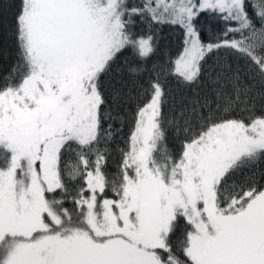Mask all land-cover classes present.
I'll return each mask as SVG.
<instances>
[{"label":"snow or ice","instance_id":"snow-or-ice-1","mask_svg":"<svg viewBox=\"0 0 264 264\" xmlns=\"http://www.w3.org/2000/svg\"><path fill=\"white\" fill-rule=\"evenodd\" d=\"M0 65V264H264V0H0Z\"/></svg>","mask_w":264,"mask_h":264},{"label":"trees","instance_id":"trees-1","mask_svg":"<svg viewBox=\"0 0 264 264\" xmlns=\"http://www.w3.org/2000/svg\"><path fill=\"white\" fill-rule=\"evenodd\" d=\"M139 30V27L138 29ZM207 35L211 38L214 34V32L216 31L215 26H213L211 29H209L207 26L205 28ZM157 36L159 37L160 40V48H161V52L167 51L172 53L173 55L175 54L176 50L179 48L180 46V30L178 28H172L169 26H162L161 28H158L155 30ZM126 55H129L128 53H126ZM129 58L131 59L132 57L129 56ZM15 59V53H12V56L9 58L7 64L8 66L11 65V63L14 61ZM4 65H0V83H2V76L4 74ZM121 147L123 146V144L121 143L120 145ZM178 141L174 140L172 138V135L170 134L169 136V148L172 151H175L178 149ZM119 156L118 153H116L115 151L113 152V156L112 158L108 161V165L109 168L114 170L116 167V164L118 162Z\"/></svg>","mask_w":264,"mask_h":264}]
</instances>
